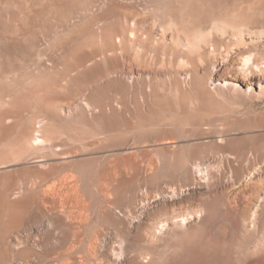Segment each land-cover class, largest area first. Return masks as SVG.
Returning <instances> with one entry per match:
<instances>
[{"label": "rangeland", "instance_id": "rangeland-1", "mask_svg": "<svg viewBox=\"0 0 264 264\" xmlns=\"http://www.w3.org/2000/svg\"><path fill=\"white\" fill-rule=\"evenodd\" d=\"M191 259L264 264V0H0V264Z\"/></svg>", "mask_w": 264, "mask_h": 264}, {"label": "bare ground", "instance_id": "bare-ground-1", "mask_svg": "<svg viewBox=\"0 0 264 264\" xmlns=\"http://www.w3.org/2000/svg\"><path fill=\"white\" fill-rule=\"evenodd\" d=\"M243 7V6H242ZM234 9V8H233ZM231 11V10H230ZM236 11V10H235ZM139 13V12H138ZM227 15V14H226ZM223 16V15H222ZM242 16V15H241ZM174 17H177L175 14L173 15V18ZM175 19V18H174ZM222 19H223V17H222ZM135 21H136V19H135ZM134 21V22H135ZM200 21V20H199ZM132 22V21H131ZM135 24V23H134ZM137 25V24H136ZM194 36V35H193ZM192 40V39H191ZM198 45V44H197ZM251 61V58L249 57V58H247V62H250ZM39 122V121H38ZM39 123H41V122H39ZM36 139V141H43L44 139L42 138V137H37V138H35ZM235 206V205H234ZM237 206V205H236ZM236 206H235V208H236ZM231 207V206H230ZM238 207V206H237ZM237 209V208H236ZM229 211V210H228ZM234 211V210H233ZM196 212H198V211H196ZM200 212V211H199ZM198 212V213H199ZM197 213V214H198ZM191 215V214H190ZM198 216H199V214H198ZM227 216V215H226ZM238 216V215H237ZM188 219H190L188 216H186V215H184V216H182V218H181V221L180 222H182L183 223V225H185L184 223H186L187 222V220ZM229 225V224H228ZM227 225V226H228ZM167 226V222H165V223H163L162 222V224H161V226H159V230L160 231H162L165 227ZM239 245V244H238ZM237 251V250H236ZM212 255H213V253H212ZM196 257V256H195ZM202 260V259H201ZM194 261L195 260H193V259H191V260H188L185 264H194ZM208 261H210V260H207V262ZM209 264H213V262H209ZM218 264V263H217Z\"/></svg>", "mask_w": 264, "mask_h": 264}]
</instances>
